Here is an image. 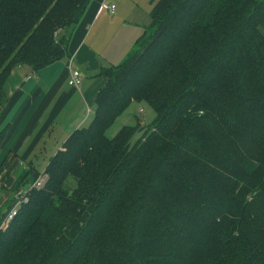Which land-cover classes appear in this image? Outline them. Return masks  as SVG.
Masks as SVG:
<instances>
[{
	"label": "trees",
	"instance_id": "trees-1",
	"mask_svg": "<svg viewBox=\"0 0 264 264\" xmlns=\"http://www.w3.org/2000/svg\"><path fill=\"white\" fill-rule=\"evenodd\" d=\"M90 1L0 0V151L6 80L66 57ZM151 1L42 186L36 167L12 184L0 264H264V0ZM134 100L154 108L150 130L135 144L132 126L108 137Z\"/></svg>",
	"mask_w": 264,
	"mask_h": 264
},
{
	"label": "crops",
	"instance_id": "crops-1",
	"mask_svg": "<svg viewBox=\"0 0 264 264\" xmlns=\"http://www.w3.org/2000/svg\"><path fill=\"white\" fill-rule=\"evenodd\" d=\"M102 2L115 4L116 11L111 14L100 9ZM137 22L130 19L128 12L120 11L117 0H91L74 30L66 57L38 72L18 66L6 80L2 123L7 135L0 151V210L13 199L10 188L17 176L26 168L35 167V152L53 142L50 138L58 122L67 117L66 130L78 128L86 122L90 110L94 112L97 94L106 83L98 72L102 66L118 65L116 58L124 61L136 48L146 27ZM114 46L115 53L110 50ZM70 58L72 67L81 72L80 88L68 83ZM250 163L252 170L255 163Z\"/></svg>",
	"mask_w": 264,
	"mask_h": 264
},
{
	"label": "rangeland",
	"instance_id": "rangeland-1",
	"mask_svg": "<svg viewBox=\"0 0 264 264\" xmlns=\"http://www.w3.org/2000/svg\"><path fill=\"white\" fill-rule=\"evenodd\" d=\"M117 3H118V7H119L120 11L128 12V16L130 17V19H133V18L137 19V21H138L137 23L140 22L139 25L140 24H142V25L146 24V26H148L150 24V21H151L150 20V12L153 8V3H151V0H117ZM139 25H138V28H139ZM261 31L264 34L263 28H261ZM140 32H141V30H140ZM125 43H126V41H125ZM124 45H126V44H124ZM116 48H117V46H114V49H110V50H112L113 53H115ZM129 50H130V47H129L128 51ZM116 52L119 53V50ZM116 59H117V61L115 60L116 61L115 64H120L123 61V60H121V58H116ZM140 109H142V110L140 111ZM74 112L76 113L75 110H74ZM93 113H94L93 110H90V113L88 114L90 116L88 117L86 122L83 124V126H85L86 124H88L90 122L91 118L93 117ZM155 117H156V112H155L154 108L149 103H147L146 101H135L134 100L121 113V115H119L116 118V120L110 125V127L106 131V135L108 137H113V136H115L117 131L122 126H132L134 128V132L132 135L131 143L135 144V141L139 137L145 136V134L150 130V128H151L150 124L153 122ZM68 120L69 119L66 117V119L64 121H59L56 131L53 132L54 134H52V137L50 138L51 140H53V142H49V144L45 147V149L41 148V150L35 152V155L37 156V158L36 157L34 158V166L39 170V177L37 179L43 178L44 175H45L44 178L45 179L47 178V172H45V170H46L45 167L49 161V158L51 156H53L54 153L60 148L59 146L61 144H63V142L69 136V134L74 129H76V128H71V129L66 130L67 129L66 125H67ZM209 125L214 130L213 125H211L210 123H209ZM155 153H157L155 155H159L160 151H156ZM35 167H28L25 169L28 171L27 174L29 177H31L33 175L31 170L35 169ZM246 167L248 170H250L251 163L246 162ZM65 185L70 187V188L66 187V190L70 189V191H72L73 188H75V183H73L72 180H68L67 184H65ZM30 187H31V185L29 183L24 184L22 186V190L24 191V194L27 192V190ZM58 251H59V249H58ZM156 254H161V252L156 253ZM48 262H50V261H48ZM77 264H80V262L78 261Z\"/></svg>",
	"mask_w": 264,
	"mask_h": 264
},
{
	"label": "built area",
	"instance_id": "built-area-1",
	"mask_svg": "<svg viewBox=\"0 0 264 264\" xmlns=\"http://www.w3.org/2000/svg\"><path fill=\"white\" fill-rule=\"evenodd\" d=\"M100 9L102 10H106L108 12H110L111 14H113L115 11H116V5L113 4V3H105V2H102L101 5H100ZM72 63V58L69 59L68 61V70H69V80H68V83L75 87V88H80L81 84H82V75H81V72L80 70L78 69H75L72 67L71 65ZM142 109H140L141 111ZM45 177V175H44ZM41 178V179H37L33 184L32 186H35V187H41L42 184L44 183L45 181V178ZM16 198L20 199L15 206L12 207V209L9 211L5 221L3 222L2 226L5 225V223H7L8 221H10L17 213V208L19 206V204L21 203V199L23 200H26L25 197H24V191L22 189H20L19 191H17L14 195Z\"/></svg>",
	"mask_w": 264,
	"mask_h": 264
}]
</instances>
